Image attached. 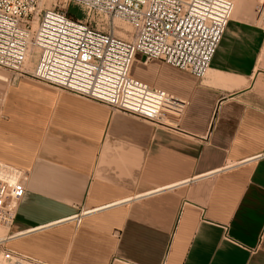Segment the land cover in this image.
Segmentation results:
<instances>
[{
  "label": "crops",
  "instance_id": "obj_1",
  "mask_svg": "<svg viewBox=\"0 0 264 264\" xmlns=\"http://www.w3.org/2000/svg\"><path fill=\"white\" fill-rule=\"evenodd\" d=\"M236 2L203 78L136 55L131 75L170 94V123L26 76L6 85L0 161L26 191L0 252L44 264H264V12Z\"/></svg>",
  "mask_w": 264,
  "mask_h": 264
},
{
  "label": "built area",
  "instance_id": "obj_2",
  "mask_svg": "<svg viewBox=\"0 0 264 264\" xmlns=\"http://www.w3.org/2000/svg\"><path fill=\"white\" fill-rule=\"evenodd\" d=\"M70 4L86 17L70 14ZM234 10L233 0H0V67L15 78L30 77L166 124L171 122L170 94L131 75L136 55L142 54L145 63L158 59L203 78ZM95 14L108 19L111 28L116 18L127 21L134 38L95 27ZM29 57L36 60L32 70ZM6 168L18 175L8 178ZM25 191L20 170L0 161L1 226L13 218ZM0 264L44 263L5 248Z\"/></svg>",
  "mask_w": 264,
  "mask_h": 264
},
{
  "label": "rangeland",
  "instance_id": "obj_3",
  "mask_svg": "<svg viewBox=\"0 0 264 264\" xmlns=\"http://www.w3.org/2000/svg\"><path fill=\"white\" fill-rule=\"evenodd\" d=\"M233 1L235 2L237 0H233ZM248 1L253 2L257 5L258 14H260L261 11L264 12V0H248ZM236 6H237V2L235 3V9H236ZM67 7H68L69 13L72 14L73 16L79 17V18L86 17L85 12L80 7L73 5V4H70ZM93 17L95 20L93 25L95 27L102 29L104 31H109V30L113 31L115 32L116 35L124 39H127V40H132L134 38V28L127 21L116 18L114 20V26L111 28V26H109V20L106 19L104 16L95 14ZM111 22L113 23V21ZM35 65H36L35 58L29 57V60L27 62V68L32 70L34 69ZM14 78H15V73H12V71L0 67V102H1L2 95L5 90L6 85L10 81H12ZM4 175H6L8 178H14L16 177V175H18V173L6 168ZM3 230H4L3 227L0 225V233H2Z\"/></svg>",
  "mask_w": 264,
  "mask_h": 264
}]
</instances>
